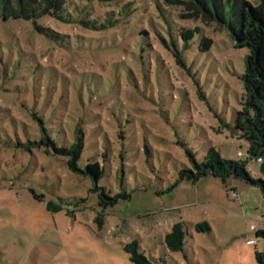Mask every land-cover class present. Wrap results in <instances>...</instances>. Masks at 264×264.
<instances>
[{
	"label": "rangeland",
	"instance_id": "obj_1",
	"mask_svg": "<svg viewBox=\"0 0 264 264\" xmlns=\"http://www.w3.org/2000/svg\"><path fill=\"white\" fill-rule=\"evenodd\" d=\"M156 13L142 19L148 39L136 40L39 18L48 36L33 20L5 19L0 8V264H134L124 246L135 239L154 264H264V237L251 230L264 229L259 187L213 175L177 182L193 166L187 149L199 161L210 147L233 160L248 150L235 127L248 49L236 47L229 28L205 26L211 51L195 49L196 34L182 67L156 36L169 39L163 26L193 22L174 9L167 22ZM142 26L134 22L130 32ZM34 112L61 146L83 125L79 165L101 160L98 183L72 171L68 156L30 143L41 139ZM247 168L264 180L259 162ZM97 185L126 197L102 207ZM180 219L186 247L173 252L164 236ZM200 221L211 231H196Z\"/></svg>",
	"mask_w": 264,
	"mask_h": 264
},
{
	"label": "trees",
	"instance_id": "obj_2",
	"mask_svg": "<svg viewBox=\"0 0 264 264\" xmlns=\"http://www.w3.org/2000/svg\"><path fill=\"white\" fill-rule=\"evenodd\" d=\"M119 1L121 0H0V8L5 19L14 17L33 20L36 28L48 36L50 34L47 27L38 24L39 18H54L65 23H77L90 32L106 33L114 29L113 33L123 37L133 34L136 40L140 35H144L143 37L147 39L149 37L150 31L145 28V21L142 20L149 13L157 11L158 17L167 22L166 11L174 9L180 19L192 20L193 24L175 23V26L169 24L167 28L163 26L169 39L164 34H158L156 37L165 49L170 50L176 62L182 67L186 66L184 53L193 51L195 47L196 34L200 37L195 49L199 52L211 51L214 40L205 33V26L215 25L217 30L229 28L236 47L248 49L245 71L241 77L245 89L243 108L237 111L235 118V127L241 133L240 137L249 142L248 150L245 152L246 157L240 160L224 158L214 147H210L199 161L195 152L187 149L193 166L181 169L177 182L180 180L197 182L205 176L213 175L226 183L233 177L259 187L264 193V180L253 176L247 168L249 162L256 161L260 163L264 173V0H130L124 3L120 10L94 12L98 5H113ZM150 4L155 7L153 10L147 9ZM134 22L143 23V26L130 32ZM33 117L39 123L41 139L30 143L38 147L45 145L48 151L53 149L57 154L68 156V165L72 171L88 175L98 183L105 174L101 160H90L84 168L79 165L86 146V131L83 125L77 124L71 145L61 146L50 135L46 121L36 112L33 113ZM107 155V151H104V156ZM173 187L175 186H171ZM95 190L99 193L102 207L113 205L121 196L126 197L124 194L111 196L99 185ZM31 191L35 198L41 199V194L36 193L32 188ZM185 226L186 221L180 219L166 230L164 243L170 251L185 250ZM194 227L198 232L211 231L207 221L197 222ZM257 235L264 237V229L259 230ZM124 247L134 264H154L140 250L136 239Z\"/></svg>",
	"mask_w": 264,
	"mask_h": 264
},
{
	"label": "built area",
	"instance_id": "obj_3",
	"mask_svg": "<svg viewBox=\"0 0 264 264\" xmlns=\"http://www.w3.org/2000/svg\"><path fill=\"white\" fill-rule=\"evenodd\" d=\"M238 156L245 158L246 157V153H244L243 151L240 150V151H238ZM260 160H261V158L258 159V161H260ZM251 230H252V232H254L255 234H257L258 231H259V228L257 226H254L253 225L251 227ZM249 241L252 242V243H256L257 242L256 239H249Z\"/></svg>",
	"mask_w": 264,
	"mask_h": 264
},
{
	"label": "crops",
	"instance_id": "obj_4",
	"mask_svg": "<svg viewBox=\"0 0 264 264\" xmlns=\"http://www.w3.org/2000/svg\"><path fill=\"white\" fill-rule=\"evenodd\" d=\"M171 225H172V224H171ZM171 225H170V227H171ZM170 227H169V228H170ZM169 228H168V229H169ZM166 230H167V229H166Z\"/></svg>",
	"mask_w": 264,
	"mask_h": 264
}]
</instances>
